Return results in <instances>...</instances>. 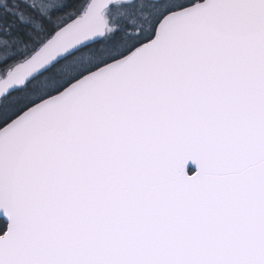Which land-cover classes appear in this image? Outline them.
Here are the masks:
<instances>
[{
	"label": "snow or ice",
	"instance_id": "1",
	"mask_svg": "<svg viewBox=\"0 0 264 264\" xmlns=\"http://www.w3.org/2000/svg\"><path fill=\"white\" fill-rule=\"evenodd\" d=\"M0 264H264V0H0Z\"/></svg>",
	"mask_w": 264,
	"mask_h": 264
}]
</instances>
